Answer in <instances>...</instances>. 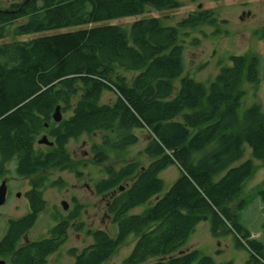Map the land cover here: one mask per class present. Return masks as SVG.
<instances>
[{"label":"trees","instance_id":"1","mask_svg":"<svg viewBox=\"0 0 264 264\" xmlns=\"http://www.w3.org/2000/svg\"><path fill=\"white\" fill-rule=\"evenodd\" d=\"M37 1L20 12H0V39L14 38L0 44V163L16 160L18 174L26 176L70 168L73 159L66 146L72 138L107 132L92 151L101 164L109 152L139 142L140 133L148 136L144 153L151 160L146 167L133 161L118 171L107 168L108 177L96 184L98 194L116 190L108 212L119 225L118 236L96 230L94 243L73 253L74 264H103L133 233L138 240L127 264H216L197 248H185L197 226L209 220L215 236L233 234L237 246L249 250L246 264H264V242L239 220L247 204L239 196L255 173L253 160L240 163L245 144L264 162V113L253 106L242 118L238 114L245 94L242 84L260 80L258 59L234 56L233 65L223 68L208 88L191 75L183 76L179 28L196 27L209 13L193 12L177 26L142 17L122 27L106 23L140 16L147 7L175 9L179 3L42 0L39 6ZM18 16L27 20L11 27ZM32 34L42 35L17 40ZM121 69L134 72V77L129 80ZM105 90L116 99L101 102ZM58 105L62 114L69 109L72 113L55 122ZM46 132L53 146L38 143ZM172 164L180 167V176L160 196L164 181L159 174ZM123 182L128 186L121 190ZM257 194L264 203V185ZM31 196L34 212L16 221L17 229L0 248L29 229L44 209L38 188ZM153 199L144 212L131 213ZM63 238L61 225L49 238L17 253L14 264H43Z\"/></svg>","mask_w":264,"mask_h":264},{"label":"rangeland","instance_id":"2","mask_svg":"<svg viewBox=\"0 0 264 264\" xmlns=\"http://www.w3.org/2000/svg\"><path fill=\"white\" fill-rule=\"evenodd\" d=\"M25 0H0V10H8L17 7ZM179 6L175 9L157 10L147 7L145 13L140 16H127L116 18L106 24L129 27L142 17H158L164 25L177 26L184 18L193 12H207L210 14L207 20L196 27H180V41L184 46L183 51V76L191 75L197 81L204 83L208 88L211 82L215 81L223 68L233 65L234 56H247L257 58L259 65L260 80L258 83L242 84L245 90L242 104L238 111L242 118L245 111L253 106H259L264 113V40L261 39L260 31L264 28V0H176ZM18 3L14 5V3ZM42 0L37 1L41 6ZM245 11V12H244ZM243 12L245 14H243ZM250 13V14H248ZM27 20L26 16H18L9 25L15 27ZM42 34H32L17 37V40L27 41ZM13 35L0 39V44L10 42ZM120 73L130 80L134 72L120 70ZM179 84V81H178ZM116 99L115 93L111 90L103 92V103H110ZM76 101V99H75ZM75 103V102H74ZM64 106V105H63ZM72 110L63 112L64 118L71 116ZM107 132L84 133L79 137L72 138L66 148L73 158V164L66 169L43 170L28 180L41 178L43 186L40 188L42 196L46 201L45 210L37 213L34 226L29 231V237L36 239L48 236L58 220L71 219V212H65L61 202L67 200L70 208L73 205L80 206V213L75 223L67 232L68 245L76 249V254L81 253L86 247L94 243L93 234L96 230L105 229L113 237L119 234V225L113 221V217L106 210L110 202L109 196L98 194L96 184L108 177L107 168L119 170L129 162L138 161L142 167H146L150 158L144 153L148 143V136L140 133V140L136 144L127 147L124 151L109 152V159L104 163L94 161L93 146L101 144L103 134ZM245 154L240 161L251 159L254 162L255 173L245 183L239 199H246L247 204L244 210L239 212L240 222L247 227L254 238L264 242V203L257 194L258 188L264 185V162L253 157L252 149L245 144ZM11 167L12 188L16 192L29 188L28 185L19 187L20 176L17 172V161L12 160ZM181 173L177 164L169 165L160 172L159 177L164 181V190L160 196L168 192L176 182ZM20 178L19 180H16ZM14 179L19 182L17 183ZM89 184L90 189L83 187ZM22 184V183H21ZM127 183L123 182L122 187ZM118 189V188H116ZM96 193H95V192ZM237 199L233 205L240 200ZM151 202L136 207L132 214H140L149 208ZM16 205H22L17 210ZM29 207L21 201H13L7 204L0 211V237L6 228L9 218L29 213ZM138 236L133 233L126 241L103 264H127L126 260L132 254ZM197 248L204 255L211 256L216 264H246L250 258V252L246 247H238L233 234H222L215 236L212 231V222H201L196 231L191 235L185 248ZM62 250L53 252L48 257L50 264H74L75 256L69 253L62 254Z\"/></svg>","mask_w":264,"mask_h":264},{"label":"flooded vegetation","instance_id":"3","mask_svg":"<svg viewBox=\"0 0 264 264\" xmlns=\"http://www.w3.org/2000/svg\"><path fill=\"white\" fill-rule=\"evenodd\" d=\"M24 2H22V3L19 4L20 7H18V8L13 7V8H10L8 10H15L16 11V10H18V9H20L22 7V5H23ZM17 4L18 3H16V2L14 3V5H17ZM263 6H264V3H263ZM1 11L2 10H0V12ZM244 12H243V14H245ZM248 14H250V13H248ZM260 36H261V39L264 40V28L261 29ZM62 116H63V114H62ZM63 118H64V116L62 117V119ZM43 135L49 136V134L47 132L44 133ZM71 158H72V156H71ZM10 162L11 161L4 162V163H0V186L3 183H6V185H7V198H6V202L3 205L0 206V211L7 204H9L11 202L12 198H13V201H21V202H24L25 203V207L27 208V206H28L30 211H29V213H25L24 215H19V216H16V217L9 218V220L7 222V225H6V228L1 233L2 236L0 237V246H1L2 242L6 239V237L10 234V232L13 231V230H15V228H16V226H15L16 225V221H18V220H24L29 214H31V213L34 212L33 211V198L31 196V192L34 191L36 188H38L40 190V188L43 186V181H41V178H37L35 180H28L27 181L28 176H26V175H19L21 179L20 178L16 179V180H19L20 179V181H22V182L19 181L20 182L19 187H23L25 185H28L29 188L24 189V190H18L16 192H14L13 191V188H12V180L13 179H12V176H11V167L8 166ZM16 180L14 179V181H16ZM19 182H17V183H19ZM127 186H128V183H127ZM83 187H86V188L90 189V191H91V187H90V185L88 183L85 186H83ZM115 194H116V190H114L111 193V195L109 196L110 202H111V200H112V198L114 197ZM103 196L108 197L107 193H104ZM42 199L45 201V199L43 198V196H42ZM110 202L107 204L108 205L106 207V210L107 211H108ZM61 205H62V208H63V210L65 212H67L69 210L72 211L71 212V215H70L71 216V219H67V218L66 219H62V220L59 219L58 222L54 225V227L52 229L50 228L49 233L47 234L48 236H46V237L43 236L41 238L33 239V238H30L29 237V231H30L31 227L34 226V224L36 222L35 221L29 229H24V231H22V232L20 231L21 233H19V235L16 236V238H15L14 242H12V244L7 243L5 246H3L2 248H0V264H14L15 263V255L17 253H24V251L29 246H31L32 244H34V243H36L38 241H41L43 238H49L51 236L52 232H53V229H55L56 227L61 226V225H63L65 227V238H63V241L60 243L59 246H57V248L54 250V252H56L57 250H59V251L62 250L61 251L62 254H65L67 252V253H69L73 257L74 254H75V250L76 249L75 248H71L70 249V247L68 245H66V243L68 242L67 232L69 231V229L71 227H74L75 226L74 225L75 223H71V221H73L74 219H76V217L78 216V213H80V209H79L80 206H77V205L74 206L73 205V207L70 208V203L67 200H63L61 202ZM45 208H46V204H45L43 210H45ZM16 209L17 210L22 209V205H16ZM75 213L77 214V216L73 218L72 216ZM20 230H22V229H20ZM52 253L48 254L45 257V262L43 264H50L47 261H48V257Z\"/></svg>","mask_w":264,"mask_h":264},{"label":"water","instance_id":"4","mask_svg":"<svg viewBox=\"0 0 264 264\" xmlns=\"http://www.w3.org/2000/svg\"><path fill=\"white\" fill-rule=\"evenodd\" d=\"M32 0H26L22 7L18 10H3V12H7V13H12V12H20V10L27 5L28 3H30ZM53 119L55 122H60L62 120V108L61 105H58L55 108V111L53 113ZM38 143L42 144V145H48V146H53L54 143L52 141H50L49 137L47 135H43L42 137H40L38 139ZM121 190H124V187H121ZM6 198H7V185L6 183H3L0 186V206L3 205L6 202Z\"/></svg>","mask_w":264,"mask_h":264}]
</instances>
